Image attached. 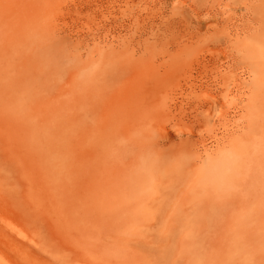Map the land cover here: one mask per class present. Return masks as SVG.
<instances>
[{
	"label": "bare ground",
	"instance_id": "1",
	"mask_svg": "<svg viewBox=\"0 0 264 264\" xmlns=\"http://www.w3.org/2000/svg\"><path fill=\"white\" fill-rule=\"evenodd\" d=\"M238 1L243 3L226 0L218 7L209 0H102L96 4L105 10L100 16L119 24L121 17L114 19L109 10L116 3L124 4V12L131 15L127 31L136 36L114 37L112 30L103 39L99 36L103 49L124 61L121 70L128 75L129 68L133 80L108 88L98 84V88L114 100L122 97L125 104L132 103L154 123L160 121V140L148 137L137 145L116 144L98 159L85 162L77 176V192L60 193L51 181L50 216L35 220L31 229L27 219L12 223L15 216L0 214V233L7 232L11 238L10 253L0 249V264H10L6 254L40 264L43 257L53 256L52 230L61 224L64 232L66 226L79 230L82 221L92 225L80 235L86 248L97 254L90 264H133L136 259L147 264H264V29L254 19L243 26L235 18L233 5ZM260 1L264 7V0ZM143 13L146 19L140 21ZM201 23L209 24L204 31ZM239 66H243L241 72H237ZM178 70L181 80L172 76ZM44 78L46 82L49 77ZM82 98L87 102L89 95ZM174 114L188 115V119L168 124L166 118ZM10 126L0 121V136ZM172 131L179 136L177 143H172L176 140ZM238 132H242L240 138H236ZM25 153L12 144L0 146V169L25 160ZM35 181L24 172L0 174V208L23 205L5 192L6 187L30 186ZM49 227L53 229L46 238ZM128 231L135 238L136 251L97 238ZM42 245L45 249L38 252ZM74 262L70 256L64 264Z\"/></svg>",
	"mask_w": 264,
	"mask_h": 264
},
{
	"label": "rangeland",
	"instance_id": "2",
	"mask_svg": "<svg viewBox=\"0 0 264 264\" xmlns=\"http://www.w3.org/2000/svg\"><path fill=\"white\" fill-rule=\"evenodd\" d=\"M39 1L0 0V121L11 125L1 134L0 146H5V143L12 144L17 152L30 154L29 160L26 158L27 154L25 160L1 168L0 174L9 176L24 172L36 178V181L30 186L3 187L6 193L12 195L15 201L20 199L23 205L12 210L0 208V214L5 217L15 216L16 221L12 220V223H17L21 219L24 222L27 219L28 223L29 221L31 223L29 225L26 223L30 229L34 227L33 222L35 220H45V218L47 220V217L50 216V205L48 204L51 199L49 193L52 182L57 186L60 193L64 191L63 194H66L72 189L77 192V183L79 184L77 176L82 173L81 170L84 169L85 162L93 161L94 158L98 159L103 152L111 150L116 144L118 146L137 145L148 137L155 141L160 140L159 135L161 132L159 129L160 121L154 123L149 119L148 114L137 110L132 103L125 104L122 97L119 100H114L112 95H104L100 91V85L98 88V84H105L108 88L112 85L128 84L133 80L129 68L126 70L129 76L121 70L124 61H117V59L120 60L117 56L111 57L113 51L111 53L106 48L103 49L104 44L101 41L108 30L109 32L112 30L111 34L113 35L111 36L114 37L124 36L128 38L130 36L133 39L136 38L133 31H130V33L127 31L131 30L128 24L131 15L128 13L129 11L128 14L124 12V4L119 5L116 3L112 10H109L112 14L111 17L114 19L121 17V24H119L107 22L100 16L105 13V10L103 7L98 8L96 6L101 4L102 0L99 3L96 2L98 0H89L90 2L88 0H72L73 2L71 0ZM209 1L216 7L226 3V0ZM242 1L243 3L238 1L233 5L234 10L232 12L235 18L244 24L243 26H246L249 19H254L259 21L258 26L264 29V7L260 5L261 1ZM137 3V1L134 2L135 5ZM89 4L91 8H89ZM149 6L150 8L153 7L152 4H149ZM138 7H140L139 4ZM138 9L133 10V12L136 13ZM139 17L140 21L146 19L144 13ZM210 23H214V21ZM208 25L201 23L200 28L202 27V31H204L205 26ZM88 26L91 27L92 31H89ZM114 30L116 31L114 32ZM77 36L79 39L82 37L81 40ZM88 39L89 41H87ZM78 48L82 50L77 51ZM95 53H98L97 56ZM249 66V64L246 65V67ZM53 68L58 71H54ZM238 68L237 72H241L240 66ZM44 75L46 78L57 79H51L54 82H49L51 80L48 78V81L46 79V82H44ZM181 75L180 70L172 73L173 78L178 80H181ZM39 83L43 86L37 87ZM86 86L89 88H86ZM37 88L42 89H39V92ZM25 90H29L31 93L37 90L39 93L36 91V95H33L34 93L31 94ZM123 91L127 92L126 89ZM201 94L198 90L197 95ZM85 95H89L87 102L83 101L82 98ZM68 97H70V100ZM65 99L67 104L64 102ZM21 104H25V106ZM25 108L26 110H24ZM181 119L182 121L188 119V115L174 114L168 116L165 121H168L169 124ZM110 125L113 127H110ZM172 132L175 136L173 140L176 139L172 143H177L179 136L176 132ZM113 135L115 138H111ZM182 135V138L186 137L185 134ZM241 135L242 132H238L236 138H240ZM197 139V136L193 138L195 141ZM207 139V142L211 141L210 138ZM3 155L4 159H7V154L3 153ZM78 191L81 192V189L79 188ZM28 198H31L33 202L28 204ZM200 207L209 209V206L205 205ZM79 224V230L67 229L66 226L67 232L61 229L64 224L58 225L54 230L50 227L48 230L46 229V235H43L46 238L51 235L50 230L53 231V237L51 236L50 241L52 238L53 240L49 241L51 243L49 246H52L54 253L52 257H43L40 264H53L54 262L64 264V261L70 256L75 258L74 264H87L88 262L90 264L91 260L96 258L97 254L91 251L90 247L87 246L86 248L84 245L85 238L83 239L80 236L82 231H90L92 225L83 221ZM195 230L197 229L194 228L193 231ZM102 236L104 237L102 238ZM97 238L104 240L103 242L111 241L115 245L136 251L135 238L129 231L121 235L102 234ZM10 239L9 233H0V249L5 253H10ZM45 247V245H42L41 251L38 250V252H42ZM84 248L86 252L83 251ZM8 255L10 264H27L17 260L18 258L13 255L6 254V256ZM136 260L133 264L148 263L142 259Z\"/></svg>",
	"mask_w": 264,
	"mask_h": 264
}]
</instances>
